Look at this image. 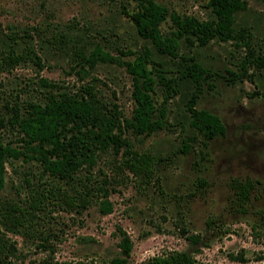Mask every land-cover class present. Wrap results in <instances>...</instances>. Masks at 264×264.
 Listing matches in <instances>:
<instances>
[{"label":"rangeland","instance_id":"rangeland-1","mask_svg":"<svg viewBox=\"0 0 264 264\" xmlns=\"http://www.w3.org/2000/svg\"><path fill=\"white\" fill-rule=\"evenodd\" d=\"M169 11L213 19L208 0H155ZM244 7L234 14L236 27L246 26L251 33L253 51L264 55V0H242ZM137 0H0V37L22 53L14 64H0V117L5 119L12 103L43 96L38 79L56 81L60 89L75 90L92 82L100 101L119 110L121 136L126 145L148 150L158 158L154 176L148 182H136L126 170L115 166L120 155L100 153L87 169L94 179L106 185L110 210L101 213L99 198L85 208L68 209L48 204L43 226L49 231L52 254L58 260L107 261L119 254L120 231L131 240L125 264H137L147 257L172 249L190 250L196 264H264V237L253 238L247 215L227 209L226 182L233 175H249L264 181V68L247 66L246 73L230 81L228 70L236 73L245 54L232 40L211 39L203 46L189 45L182 39L178 52L193 55L214 74L211 86L203 82L195 106L216 113L225 125L223 135L205 139L188 125L185 101L193 85L179 79L177 92L167 102L165 128L150 134H138L130 126L133 101L130 76L120 52L137 49L143 40L136 34L129 13ZM170 21L160 24L168 31ZM38 28V29H37ZM53 29L77 36V44L101 52L92 62L79 63L70 51L56 53L44 40ZM16 43H11V39ZM4 43V42H3ZM162 62L167 76L177 74L176 58L154 55ZM160 99L159 90L155 94ZM3 140L17 144L13 128L0 125ZM189 149L182 151L183 143ZM21 158L9 159L5 167V185L0 198L24 197ZM87 169L76 174L81 177ZM216 215L227 228L212 229L204 220ZM120 230V231H119ZM0 231L14 245L18 264H28L47 253L26 236L12 233L0 225ZM190 233H199L202 244L192 249Z\"/></svg>","mask_w":264,"mask_h":264},{"label":"trees","instance_id":"trees-1","mask_svg":"<svg viewBox=\"0 0 264 264\" xmlns=\"http://www.w3.org/2000/svg\"><path fill=\"white\" fill-rule=\"evenodd\" d=\"M136 8L129 13L136 34L143 40L137 49L120 52L131 55L123 60L125 71L130 76V97L133 106L130 126L135 133L150 134L165 128L167 124V102L176 92L179 79L192 83L193 89L185 101L189 113L188 125L196 134L205 139L223 135L225 125L221 118L206 108H197L196 100L203 89V82L211 86L209 79L214 74L193 55L178 52L182 39L189 45L203 46L211 39L232 40L241 46L245 54L240 62V70L227 80H234L246 73L248 65L264 68V55L253 51L251 33L246 26L234 25V14L244 7L242 0H208L213 19H199L194 15L169 11L155 0H137ZM169 20L168 31L160 24ZM38 29V28H37ZM11 43L16 39L11 38ZM44 40L56 53L68 50L73 59L82 67L92 62L95 54L101 52L100 45L94 44L88 50L77 44V36L69 37L61 30L51 31ZM4 42V43H3ZM176 58L179 65L177 74L167 76L162 62L154 55ZM22 53L0 37V64H14ZM44 87L43 96L28 98L20 103H12L5 116L0 117V125L13 128L17 134V144L3 140L0 134V191L5 185V167L9 159L21 158L25 163L22 171L24 197L16 199L0 198V225L3 229L36 240L47 253L28 264H125L131 249V240L120 231L117 243L119 254L107 261H85L79 259L58 260L52 254L49 231L43 226V217L48 204H57L68 209L85 208L99 198L101 213L110 210L106 199V185L95 180L90 168L100 153L119 152L117 166L126 170L135 181L148 182L155 173L158 158L148 150H138L126 145L121 136V119L116 105L111 107L100 101L95 84L81 83L75 90L60 89L56 81L45 77L38 79ZM159 90L160 99L155 94ZM189 149L183 143L182 151ZM87 169L81 177L76 172ZM227 209L233 214L251 218L250 234L253 238L264 237V181L245 175L230 176L226 182ZM79 210V209H78ZM207 227L227 228L216 215L210 214L205 220ZM187 240L192 249L196 243L202 244L199 233H190ZM14 245L0 231V264H18L14 258ZM137 264H196L193 253L187 249H172L153 254Z\"/></svg>","mask_w":264,"mask_h":264}]
</instances>
